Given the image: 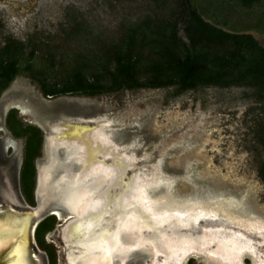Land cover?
<instances>
[{"label": "rangeland", "instance_id": "374dc122", "mask_svg": "<svg viewBox=\"0 0 264 264\" xmlns=\"http://www.w3.org/2000/svg\"><path fill=\"white\" fill-rule=\"evenodd\" d=\"M181 10L180 0H0V45L12 37L39 43V53L49 48L75 50L77 38L64 32L75 22L83 21L103 38H112L128 22L146 15L168 17ZM250 32L264 41V32ZM254 91L248 86H200L176 95L171 86L47 98L38 82L22 73L3 91L0 103L14 101L4 110L6 117L25 101L29 109H20L19 117L39 126L45 139L53 135L52 122L60 119L107 116L114 141L127 147L138 165L150 168L157 162L159 171L170 178L149 185L150 196L164 198L167 207L188 199L216 208L222 205L230 214L264 226V179L259 174L264 148L257 138L264 126V100ZM62 102L64 108L58 107ZM10 138L22 156L24 139ZM44 144L38 168L49 153L45 140ZM54 150L56 155L65 153L59 146ZM65 171L67 167L57 168L51 180ZM94 222L89 220L88 226ZM59 235L57 227L48 236L60 244Z\"/></svg>", "mask_w": 264, "mask_h": 264}, {"label": "trees", "instance_id": "16d2710c", "mask_svg": "<svg viewBox=\"0 0 264 264\" xmlns=\"http://www.w3.org/2000/svg\"><path fill=\"white\" fill-rule=\"evenodd\" d=\"M181 12L168 17L146 15L124 24L120 34L103 38L78 21L68 38L75 50L52 48L8 37L0 45V95L14 78L28 73L44 96H96L139 88L175 87L176 95L200 86H248L264 100V0H180ZM29 47V48H28ZM7 126L25 138L23 187L31 198L41 154L42 131L11 109ZM264 148V126L257 136ZM259 174L264 179V160ZM51 219L42 226L49 228Z\"/></svg>", "mask_w": 264, "mask_h": 264}, {"label": "bare ground", "instance_id": "6f19581e", "mask_svg": "<svg viewBox=\"0 0 264 264\" xmlns=\"http://www.w3.org/2000/svg\"><path fill=\"white\" fill-rule=\"evenodd\" d=\"M12 101L6 100L3 109L9 108ZM65 105L57 104L60 108ZM21 109L28 110L22 105ZM92 120L93 124L86 125L58 123L57 131L48 142L51 150L65 147L66 159H74L79 164L69 182L62 185L61 181L65 182L68 177L61 174L52 188L49 180L53 165L39 167V203L52 202L55 207L50 209L51 213L62 219L72 217L63 230L72 264L82 256L87 264H115L114 253L124 254L139 248L150 250L154 261L159 255L167 261L181 260L196 251L230 260L250 251L263 259L257 244L242 230L230 226V233L222 236V228L227 227L225 222L214 224L213 229L205 226L197 235L190 231L201 217L217 216L215 210L187 205V214L180 209L158 206L147 191L148 185L161 175L157 166L153 164L149 169L138 165V158L112 139L109 117L97 116ZM90 218L95 222L88 226ZM29 223L28 215L0 220L3 264H30L27 258ZM242 223L251 230L249 223ZM183 228L189 230L184 232ZM125 263L123 258L119 262Z\"/></svg>", "mask_w": 264, "mask_h": 264}, {"label": "flooded vegetation", "instance_id": "af4514ba", "mask_svg": "<svg viewBox=\"0 0 264 264\" xmlns=\"http://www.w3.org/2000/svg\"><path fill=\"white\" fill-rule=\"evenodd\" d=\"M11 84V83H10ZM3 93V92H2ZM2 93L0 97L2 96ZM44 95V94H43ZM47 98H53L50 96H45ZM3 104L0 103V220H4L5 218H13V217H19L23 218L26 215L30 217V223L28 227V253L27 258L30 264H72L68 258V251L69 246L66 244V241L63 237V230L64 227L69 222L67 219H62L57 217L56 214L51 213L50 209L52 207H55V205L51 203H45L44 205H41L39 203L38 198V183H39V168L37 165V160L42 156L43 154V148H45V143L47 144L46 147L48 148L49 153L47 154V158L45 161H43V164H52V171L51 176L53 172L57 168H64L67 167V172L64 174L66 177L65 182L61 181V184L64 185L65 183L69 182L72 178V175L78 170L79 164L77 165V162L74 159H66V154L60 153L59 155H56V153L53 152L51 147H49V140L50 137L45 139L44 138V132L42 131V147H41V154L36 157L34 160L35 164V178H34V185L32 188V194L31 198L27 195L24 187H23V180H22V169L24 165L25 160V138L24 139V148H23V154L20 156L19 152L15 149H13V145L9 142L10 135H12L15 138H19L14 136V134L11 132V130L7 126V115L11 109H17L18 115L20 111V107H12L8 112L6 117H4V109ZM29 109V107L27 106ZM66 112V110H65ZM68 113V112H67ZM71 123V124H93L94 120L92 119H86L82 117H75V118H68V119H60L56 122H52L54 127L53 131L56 130L58 123ZM27 124H32L31 122ZM35 125V124H34ZM37 126V125H36ZM112 126V125H111ZM6 128V131L4 130ZM52 129V128H51ZM52 133L54 134V132ZM57 131V130H56ZM55 131V132H56ZM110 136L112 137V134L109 130ZM113 139V137H112ZM114 140V139H113ZM50 148V149H49ZM125 150L127 147H124ZM59 149H65L63 146H59ZM20 157H22L20 159ZM53 161V162H52ZM159 170V165L157 162H154ZM153 164L150 166L152 168ZM72 167L74 168V172L71 171ZM149 168V169H150ZM71 171V172H70ZM160 172V171H159ZM160 177L150 183L149 185H158V183H162L163 181H169V177L160 172ZM49 180V184L53 188L55 186V182L57 179L60 178V176H57L56 178H53ZM52 181V183H51ZM87 181V180H86ZM60 184V183H59ZM148 185V186H149ZM149 194V193H148ZM153 200L158 202V206L166 207V200L164 198H155L149 195ZM162 199V200H160ZM188 206L191 205H198L203 207L205 210H215L217 212V216L213 217H201L196 225H194V229L190 230L194 235H197L201 232H203L204 227H211L214 224H218L220 222H225L226 228H222L221 234L222 236H226L230 233V229H240L246 234H248V238H251L254 240V242L259 247V250H261L262 254L261 257H263L262 260H260L255 254H253L250 251H244L240 253L239 255H236L233 260L230 259H223L222 257L216 255H210L208 252H192L189 253L187 257H182L181 260H164L163 255H159V257L154 261L151 251L147 248H139L134 249L130 251L129 253L119 254L114 253L113 261L115 264H119L120 260L123 258L125 259V264H264V226H260L262 224H259V222H252L246 219H243L241 217H238L236 215L230 214L228 210L222 209V205H220L219 208L212 207V205L209 206V204L204 203L202 201H195L192 199H188L187 201H184L182 204H176L172 207H170L172 210L176 211L175 209H180V211H185V213L188 214ZM3 216V217H2ZM51 219L49 228H46L42 226L43 223H45L47 220ZM240 221V222H239ZM242 222H247L250 224L251 230H247L246 227H244ZM242 223V224H241ZM231 226V228H229ZM60 229V235L59 240L60 244H57L52 238H49V234L52 230H56V228ZM214 226L212 227V229ZM217 228V227H216ZM184 232H186L189 229L183 228ZM232 233V232H231ZM244 241L246 239H243ZM248 241V240H246ZM262 244H258L261 243ZM75 253H78V250H73ZM87 257H91L90 254L86 255ZM84 256L77 259L75 264H87V259L85 260L83 258ZM5 258H3V255H0V264H3Z\"/></svg>", "mask_w": 264, "mask_h": 264}, {"label": "water", "instance_id": "95a60500", "mask_svg": "<svg viewBox=\"0 0 264 264\" xmlns=\"http://www.w3.org/2000/svg\"><path fill=\"white\" fill-rule=\"evenodd\" d=\"M17 104L19 105L20 108H21V105H22V106L27 105L25 101L19 102V103H17ZM13 107H17V106H13ZM26 107H27V106H26ZM55 131H56V130H54L53 132L55 133ZM38 176H39V175H38ZM57 185H58V184H57ZM62 211H65V210H62ZM70 218H72V217H70ZM70 218H68V220H69Z\"/></svg>", "mask_w": 264, "mask_h": 264}]
</instances>
